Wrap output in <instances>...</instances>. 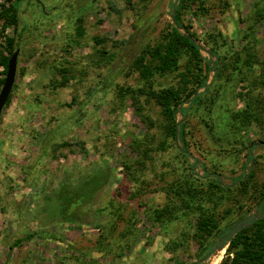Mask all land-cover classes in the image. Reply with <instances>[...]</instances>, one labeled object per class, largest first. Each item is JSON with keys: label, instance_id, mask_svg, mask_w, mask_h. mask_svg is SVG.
<instances>
[{"label": "rangeland", "instance_id": "374dc122", "mask_svg": "<svg viewBox=\"0 0 264 264\" xmlns=\"http://www.w3.org/2000/svg\"><path fill=\"white\" fill-rule=\"evenodd\" d=\"M174 3L23 0L15 24L0 17V56H8V38L14 39L12 51L18 49L14 84L0 115V264H209V253L195 256L196 215L168 193L178 173H193L191 182L204 190L201 202L216 216L210 243L255 211L256 200L240 195L233 183L245 167L264 187V17L255 19L258 10L264 14V0H195L206 10L185 21L210 65L218 33L226 50L240 52L252 26L255 48L247 65L219 78L223 86L211 114L193 107L182 121L184 142L168 138L164 149L159 108L143 97L132 99L130 91L142 85L133 63L145 45L151 47L145 60H157L153 48L164 39ZM2 4L9 6L0 0V11ZM184 63L156 77L154 88H179ZM136 140L143 146L134 148ZM102 168L110 174L82 208V222L59 221L54 195L61 183L74 186ZM206 172L216 173L231 192L220 198L206 185ZM165 206L172 219L154 222L153 209ZM27 234L32 239L11 248Z\"/></svg>", "mask_w": 264, "mask_h": 264}, {"label": "trees", "instance_id": "16d2710c", "mask_svg": "<svg viewBox=\"0 0 264 264\" xmlns=\"http://www.w3.org/2000/svg\"><path fill=\"white\" fill-rule=\"evenodd\" d=\"M5 1L9 3V6L6 8L4 4L1 5L0 17H3L7 24H15L17 4L23 0ZM219 2L220 5H226V0H219ZM205 10L204 4L196 5L195 0H176V3L171 6V23L165 31L164 39L153 48L156 50L157 60L151 63L145 60L147 52L151 49L150 45H145L141 51L142 53L135 58L133 63V68L138 72V80L142 85L136 90L130 91L132 99L137 101L139 97H143L147 101L153 102L159 108V115L164 121L165 139L160 141V148L165 149L168 146V138L173 142H176L178 139L184 142L185 126L182 124V121L187 118L193 107L195 110L204 107L207 114H211V106L217 101L223 86L221 83L218 84L219 78L221 79L222 75L229 73L230 69L236 71L241 63L243 66L247 65L250 61L249 56L253 54L255 48V36L252 26L242 36V41L245 45L240 52L232 51L230 53L231 46L226 50L227 41L221 33H218L212 37L214 45L209 54L211 57H214L215 61L210 65V60L204 58L200 53V47L196 42L197 37L190 31L191 26L189 22L185 21L186 15L197 16L200 11ZM263 17V9L258 10L255 14V19L259 20ZM80 32L81 29L78 26L77 33L80 34ZM13 44L14 39L8 38V56H0V64L4 66L5 74L8 59L14 52L12 51ZM243 54L247 57L243 58L244 60H242ZM183 59H185V63L184 71L180 73L181 86L179 88L168 86L155 89V78L177 71L180 67V61ZM210 72H214L211 82H209ZM3 83L4 78L0 81V85H3ZM203 95L206 96L203 97ZM185 102H189L190 108L189 106L183 107ZM247 107L249 108V104H247ZM260 110H262V107H258L256 111L258 118L261 114ZM237 113L233 114L237 115ZM178 114L181 117L179 121H177ZM141 116L142 121L146 123L148 119L147 115ZM137 142L136 140L132 143L134 144V148L143 146L141 142ZM146 153L147 149L142 151V155L146 156ZM181 155L185 156L184 153H181ZM247 157L249 161L252 160L249 153ZM109 174L107 168H102L92 172L88 178L85 175L80 176L78 184L74 186L69 187L66 182L61 183L60 188L54 195L58 208L57 214L59 217L61 216L59 221L76 223L82 220V208H84ZM215 174L205 173V177L208 178L206 185L217 189L220 198H224L226 193L231 191L220 184V178L219 176L214 177ZM178 175L181 176H177L175 182L169 183L168 193L174 195V198L182 203L184 209L196 215L193 224L195 232L191 238L198 247L195 256L200 259L212 250L220 237L225 235L232 225L227 226L223 231L218 233L217 241L210 243L208 238L212 236L211 234L217 228L218 221L214 212L208 210V207H205L203 202H201L204 190L202 187L199 188V185H194L191 182L192 172L184 173L183 177L180 173ZM254 175L252 169L246 171L244 167L241 174L234 179L233 184H238L236 188L240 195L244 194L253 197L256 200L255 204L258 206L264 199V187L254 184ZM223 192H225L224 195ZM99 211H102V209H99ZM263 211L262 208L259 209L260 213ZM171 212L166 206L159 209L155 208L152 211L153 221L163 225L166 221L172 219V215L170 216ZM243 217L241 216L238 220ZM32 237V234H27L22 238L14 240L11 248L20 245L25 240L32 239ZM219 264H264V218L258 219L253 224L246 226L233 237L227 244L225 257H223Z\"/></svg>", "mask_w": 264, "mask_h": 264}, {"label": "water", "instance_id": "95a60500", "mask_svg": "<svg viewBox=\"0 0 264 264\" xmlns=\"http://www.w3.org/2000/svg\"><path fill=\"white\" fill-rule=\"evenodd\" d=\"M17 56H18V49L15 50L12 55L9 57L7 62V71L4 78V83L0 89V114L6 104V101L11 93L15 75H16V68H17ZM261 204L256 208V210L246 217L238 220L235 222L231 229L220 239L216 242L213 249L209 252L207 257L205 259L210 258L212 255H214L217 251L223 250L227 244L233 239V237L240 232L242 229H244L246 226H249L253 224L258 219L264 218V211L261 213H258V209L260 208ZM201 261H198L199 264Z\"/></svg>", "mask_w": 264, "mask_h": 264}, {"label": "bare ground", "instance_id": "6f19581e", "mask_svg": "<svg viewBox=\"0 0 264 264\" xmlns=\"http://www.w3.org/2000/svg\"><path fill=\"white\" fill-rule=\"evenodd\" d=\"M222 252H223V250H219L214 255H212L210 260L208 261L209 264H218V262L221 259Z\"/></svg>", "mask_w": 264, "mask_h": 264}, {"label": "flooded vegetation", "instance_id": "af4514ba", "mask_svg": "<svg viewBox=\"0 0 264 264\" xmlns=\"http://www.w3.org/2000/svg\"><path fill=\"white\" fill-rule=\"evenodd\" d=\"M260 204H261V206H260V208H259V209H261V208L264 206V199H263V201H262V202H260ZM260 204H259V205H260ZM259 205H258V206H259ZM258 206H257V207H258ZM257 207H256V208H257ZM259 209H258V211H259ZM255 210H256V209H255Z\"/></svg>", "mask_w": 264, "mask_h": 264}]
</instances>
